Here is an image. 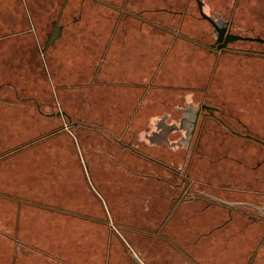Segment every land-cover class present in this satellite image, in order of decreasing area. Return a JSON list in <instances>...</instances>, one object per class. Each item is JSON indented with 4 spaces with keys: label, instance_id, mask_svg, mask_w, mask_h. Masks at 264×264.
<instances>
[{
    "label": "rangeland",
    "instance_id": "1",
    "mask_svg": "<svg viewBox=\"0 0 264 264\" xmlns=\"http://www.w3.org/2000/svg\"><path fill=\"white\" fill-rule=\"evenodd\" d=\"M203 1L264 38V0ZM64 2L0 0V264H264V43L211 50L196 0Z\"/></svg>",
    "mask_w": 264,
    "mask_h": 264
},
{
    "label": "water",
    "instance_id": "2",
    "mask_svg": "<svg viewBox=\"0 0 264 264\" xmlns=\"http://www.w3.org/2000/svg\"><path fill=\"white\" fill-rule=\"evenodd\" d=\"M200 9L201 16L207 20H209L212 25L214 26V29L216 31V41L212 44L213 47H216L218 49L225 48L229 42L235 41V40H250V41H259L264 43V38L260 36H245L242 34L232 33L230 29L224 25L221 24L218 20H216L212 15L208 14L204 10V1L203 0H196ZM199 114V112H198ZM198 117V115H197ZM197 117L195 122L197 121ZM143 264V263H140Z\"/></svg>",
    "mask_w": 264,
    "mask_h": 264
},
{
    "label": "crops",
    "instance_id": "3",
    "mask_svg": "<svg viewBox=\"0 0 264 264\" xmlns=\"http://www.w3.org/2000/svg\"><path fill=\"white\" fill-rule=\"evenodd\" d=\"M68 1L69 0H65V2H64V9L63 10H65V8H66V5L68 4ZM197 2V1H196ZM237 2H238V0H237ZM198 4V3H197ZM204 6H205V2H204ZM199 7V6H198ZM204 10H205V7H204ZM199 11H200V9H199ZM134 13V15H138V14H140L139 12H133ZM184 17H185V12H182V22H183V20H184ZM58 24H59V22H56V20H55V22H54V28L56 29L57 27H58ZM54 32H55V30H54ZM179 33H180V30L179 29H177L176 31H174L173 32V34L175 35V36H177V35H179ZM54 34V33H53ZM246 36H248V35H246ZM254 37V36H253ZM41 47H42V52H43V54H45L46 53V47L45 46H42L41 45ZM211 50H213V49H211ZM152 84H154V82L152 83ZM197 112V111H196ZM195 116H196V114H195ZM195 116H194V118H195ZM193 123V122H192ZM195 128H196V126H195ZM195 128H193L192 127V130H191V132H190V138H192V133H193V131H194V129ZM119 141H122V140H119ZM123 144H126V143H123ZM126 145H129L130 147H132L133 148V146L131 145V144H126ZM135 149V148H134ZM152 160H154V161H156V162H159L160 164H163V165H167L168 166V164L166 163V162H164V161H161V160H159V159H156V158H154V157H150ZM20 206L17 208L18 210H17V213H18V215L20 216V222H19V224H18V229H17V234H18V232H19V228L21 227V220H22V213L24 212L23 211V207L21 206V204H22V201L20 200ZM175 204H176V202H175ZM48 208H50V209H54V208H51V207H48ZM179 208V204L177 205V207L175 208L176 210ZM173 209V208H172ZM172 209L170 210V213L172 212ZM60 212H63V213H66V214H73L72 212H68L67 210H62V209H58ZM16 240H17V243H19V237H18V235H17V237H14ZM174 244H176L177 245V248L179 249V251H181L183 254H185V255H188V256H191V254L183 247V246H178V244L175 242ZM49 255H51V252H49L48 253ZM150 258H151V256H150ZM17 262H18V256H17V258H15V260H14V264H17ZM140 263H142V262H140ZM152 264H160L158 261H154V260H152V262H151Z\"/></svg>",
    "mask_w": 264,
    "mask_h": 264
},
{
    "label": "flooded vegetation",
    "instance_id": "4",
    "mask_svg": "<svg viewBox=\"0 0 264 264\" xmlns=\"http://www.w3.org/2000/svg\"><path fill=\"white\" fill-rule=\"evenodd\" d=\"M203 18V17H202ZM205 19V18H204ZM207 20V19H206ZM209 21V20H208ZM210 22V21H209ZM211 23V22H210ZM212 24V23H211ZM213 26V25H212ZM229 29H230V31H231V24H228L227 23V25H226ZM214 27V26H213ZM55 29V28H54ZM53 33H54V31H53ZM53 33H52V35H53ZM226 48V47H225ZM225 48H222V49H225ZM211 49H218L217 48V46L216 47H213L212 46V44H211ZM204 107H202V105H201V107H199L196 111H195V114H196V116H195V114H194V116H195V118H193V120H192V127L193 128H195V126H196V128L194 129V131H193V135H192V138L193 137H195V135H196V132H197V129H198V126H199V124H200V121H201V118H202V116H203V112H204ZM198 112H199V114H198ZM197 115H198V117H197ZM196 117H197V121L195 122V120H196ZM192 130V129H191ZM192 138H190V139H192ZM256 141H258V142H260V143H262L263 145H264V140L263 139H260V138H256ZM189 146H190V144H189ZM263 210V212H264V208L262 209Z\"/></svg>",
    "mask_w": 264,
    "mask_h": 264
},
{
    "label": "bare ground",
    "instance_id": "5",
    "mask_svg": "<svg viewBox=\"0 0 264 264\" xmlns=\"http://www.w3.org/2000/svg\"><path fill=\"white\" fill-rule=\"evenodd\" d=\"M246 36V35H245Z\"/></svg>",
    "mask_w": 264,
    "mask_h": 264
}]
</instances>
